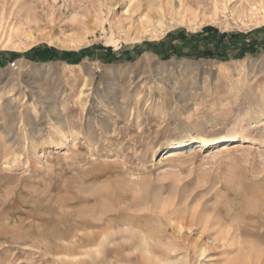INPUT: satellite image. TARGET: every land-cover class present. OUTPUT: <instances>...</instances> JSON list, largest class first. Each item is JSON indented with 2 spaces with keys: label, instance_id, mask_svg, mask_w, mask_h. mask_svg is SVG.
Masks as SVG:
<instances>
[{
  "label": "rangeland",
  "instance_id": "1",
  "mask_svg": "<svg viewBox=\"0 0 264 264\" xmlns=\"http://www.w3.org/2000/svg\"><path fill=\"white\" fill-rule=\"evenodd\" d=\"M262 4L0 0V264H264Z\"/></svg>",
  "mask_w": 264,
  "mask_h": 264
},
{
  "label": "bare ground",
  "instance_id": "2",
  "mask_svg": "<svg viewBox=\"0 0 264 264\" xmlns=\"http://www.w3.org/2000/svg\"><path fill=\"white\" fill-rule=\"evenodd\" d=\"M255 2V1H254ZM256 3V2H255ZM169 5L172 8V3L169 2ZM262 7V9L264 10V4L260 5ZM259 7V6H258ZM261 9V8H260ZM172 11V10H170ZM165 13V12H164ZM67 127H69V123L66 124ZM214 142V139L212 138H208V137H201L200 140L196 143H183V144H178V145H174L172 146L169 150H167L166 152L163 153L162 155V160L163 161H174L176 159L182 158L188 154H192V153H204L207 149V147H209L210 145H212ZM244 146L243 142L241 140H237L235 138V136L232 137H227L226 140L224 142H221L217 145H215L212 150H213V154H228L230 152H234L237 150H240L242 147ZM161 160V161H162ZM93 232V231H92ZM97 232V231H96ZM120 232V231H119ZM113 233V232H112ZM116 233V232H115ZM97 234L99 235H103V231L100 230ZM108 234V233H107ZM106 234V235H107ZM95 235V234H94ZM105 235V236H106ZM111 235H115L110 234ZM83 236V235H82ZM96 236V235H95ZM104 236V235H103ZM111 236V237H113ZM89 238H93V233H89L88 234ZM108 237V235H107ZM110 237V238H111ZM96 239H98L96 237ZM102 239V238H101ZM87 240V239H86ZM89 241V239H88ZM93 241V240H92ZM103 243V242H101ZM102 247V246H101ZM203 250V249H202ZM202 252V251H201ZM205 250H203V254H204ZM87 254H90L89 252H86ZM93 253V252H92ZM92 255V254H91ZM100 255V254H98ZM89 256V255H88ZM93 256V255H92ZM97 257V256H96ZM237 264H247L246 261H240L239 263L237 261H235ZM234 263V262H233Z\"/></svg>",
  "mask_w": 264,
  "mask_h": 264
},
{
  "label": "trees",
  "instance_id": "3",
  "mask_svg": "<svg viewBox=\"0 0 264 264\" xmlns=\"http://www.w3.org/2000/svg\"><path fill=\"white\" fill-rule=\"evenodd\" d=\"M207 33L205 39H208V38H213L215 39L218 43H222L226 40L227 38V34L224 32V33H220L218 30H216L215 28L213 27H207L202 33H196V34H193L192 37L193 38H198L200 35H203ZM154 47L155 46H158V43H154L153 44ZM252 47V50L253 52L257 51L258 48H259V45L257 42H253V44L251 45ZM172 51H176V49H170ZM183 53L188 56V57H195V56H199V55H202V56H212V57H224L227 53L225 52H219V51H216L215 49H212V48H208L206 46H200V47H197V48H183ZM106 51L110 54H113V48L112 47H106ZM244 47H241L240 49L234 51L233 53L234 54H237L239 53L240 54H243L244 52ZM37 52V53H40L41 54V59H52L54 57H58V56H61V57H72V56H75L77 55L78 52H73V51H61V50H58L54 47H47V46H36L34 48H32L29 52ZM16 54V53H14Z\"/></svg>",
  "mask_w": 264,
  "mask_h": 264
},
{
  "label": "crops",
  "instance_id": "4",
  "mask_svg": "<svg viewBox=\"0 0 264 264\" xmlns=\"http://www.w3.org/2000/svg\"><path fill=\"white\" fill-rule=\"evenodd\" d=\"M86 252H87V251H84L83 253H85V254H86Z\"/></svg>",
  "mask_w": 264,
  "mask_h": 264
}]
</instances>
